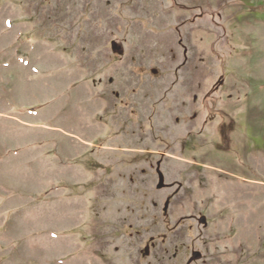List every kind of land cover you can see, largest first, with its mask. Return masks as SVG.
Here are the masks:
<instances>
[{
    "label": "rangeland",
    "instance_id": "obj_1",
    "mask_svg": "<svg viewBox=\"0 0 264 264\" xmlns=\"http://www.w3.org/2000/svg\"><path fill=\"white\" fill-rule=\"evenodd\" d=\"M0 264H264V0H0Z\"/></svg>",
    "mask_w": 264,
    "mask_h": 264
}]
</instances>
